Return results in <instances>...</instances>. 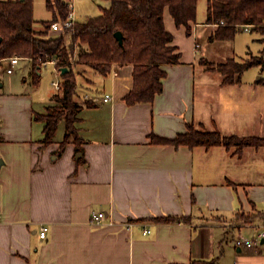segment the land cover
I'll return each instance as SVG.
<instances>
[{"label": "crops", "instance_id": "1", "mask_svg": "<svg viewBox=\"0 0 264 264\" xmlns=\"http://www.w3.org/2000/svg\"><path fill=\"white\" fill-rule=\"evenodd\" d=\"M204 1L205 21L191 24V35L165 9L181 58L164 67L163 91L152 103L126 102L134 64H113L107 75L79 65L89 69L76 72L84 92L75 100L92 104L77 114L80 152L69 142L59 154L64 120L53 142H42L45 123L35 116L59 105L54 96L60 94L57 80L53 88L41 84L45 66H32V88L24 83L18 93L0 94V264H264V237L252 249L230 242L263 230L264 147L236 154L224 146L152 141L174 139L191 125L264 137V76L248 69L240 82L224 85L223 75L208 66L259 56L263 36L241 29L233 40H213L218 26L207 23ZM240 33H256V54L249 45L244 56L236 54ZM55 72L62 82L56 66ZM106 94L113 99L104 102ZM100 212L107 216L94 225ZM241 215L253 218L245 223ZM167 216L184 220H155ZM42 226L49 228L46 239Z\"/></svg>", "mask_w": 264, "mask_h": 264}, {"label": "trees", "instance_id": "2", "mask_svg": "<svg viewBox=\"0 0 264 264\" xmlns=\"http://www.w3.org/2000/svg\"><path fill=\"white\" fill-rule=\"evenodd\" d=\"M71 1L46 0L52 19L45 21L44 28L38 30L34 25L32 0H0V62L19 57L30 60L36 67L42 66L39 60L45 61L48 57L57 61L55 66L60 72L67 68L62 74L63 90L54 96L59 105L48 107L45 115L35 116L37 121L45 123L42 142L46 145L53 142L60 122L65 121L66 133L59 154L69 142H74L81 151L83 140L76 127L77 114L85 106H92L89 101L79 104L75 100L78 91L76 67L85 65L107 75L113 64H134V85L126 102L129 105L152 103L163 91L162 80L167 75L164 67L179 64L181 58L172 46L173 35L165 27L164 11L168 8L176 25L184 26L191 35V24L197 21L199 0H109L110 8L103 9L100 15L83 23L76 22L73 28L61 31L57 37H49L53 22L68 19ZM207 23L218 26L213 40H233L243 27L251 26V31L260 33L264 42V0H208ZM117 32L122 33V42L116 37ZM67 36L71 38L70 44ZM77 46L81 50L74 58ZM208 65L223 75L224 85L235 84L249 68L264 66V49L259 56H251L244 62L228 59ZM152 141L191 148L224 146L227 150L235 148L236 154L247 147H264V137L223 135L218 129L208 131L192 125L174 139L153 136ZM251 217L241 215L238 219L248 223ZM261 219L264 221V216ZM155 220L175 223L184 218L167 216ZM190 264L215 262L192 261Z\"/></svg>", "mask_w": 264, "mask_h": 264}, {"label": "rangeland", "instance_id": "3", "mask_svg": "<svg viewBox=\"0 0 264 264\" xmlns=\"http://www.w3.org/2000/svg\"><path fill=\"white\" fill-rule=\"evenodd\" d=\"M33 1V18L35 20V28L40 30L44 28V22L52 19L51 13L48 11L46 6V0H32ZM198 7L197 14V22H204L206 17V2L204 0L200 1ZM74 15L75 20L79 23L85 22L87 19L91 17H95L101 14L103 9H108L111 6V2L109 0H74ZM256 33H240L236 38V47L235 51L237 55L244 56L247 51L248 45L251 46V50L253 53L258 52L259 44L254 42L253 39H256ZM56 32H51L49 37H57ZM67 43H71V38L67 36ZM80 53V48H75V55ZM223 55H225L223 53ZM211 62H209L210 64ZM215 64V63H212ZM10 65L9 61H1L0 62V94L3 93H18L20 88L25 83L26 88H32L33 86V63L30 61L24 60V58L20 59L19 65L15 67V73L10 75L7 73V69ZM209 66V65H208ZM88 67L85 66H77L76 72L83 73L85 70H88ZM264 66H254L249 68L251 70V74L257 70L258 76H264ZM256 77V78H257ZM25 80V82H24ZM41 84L44 88L52 87V81L61 80L59 75L55 72V65L49 64V66H45L42 70ZM5 85V86H4ZM84 82L78 83V94L76 97H80L84 92ZM53 88V87H52ZM61 94V93H60ZM241 238L236 235L235 239L230 238V242L235 245L236 241Z\"/></svg>", "mask_w": 264, "mask_h": 264}, {"label": "built area", "instance_id": "4", "mask_svg": "<svg viewBox=\"0 0 264 264\" xmlns=\"http://www.w3.org/2000/svg\"><path fill=\"white\" fill-rule=\"evenodd\" d=\"M73 1L74 0L70 2V13H69L68 19L65 22H53L50 25V30L52 32H61L63 30L74 27V25L76 24V20H75V15H74ZM243 30H245L246 32H250L251 26H245L243 27ZM196 47H198V45H196ZM20 59L21 58L19 57H12L8 59V61L10 62V65H9L10 67L7 69L8 74H12L14 72V67L19 63ZM39 62H41L42 66H47L49 64H53V65L57 64L56 60H50L48 57H46L45 61L39 60ZM53 87L55 91L58 93H61L63 90L62 82L59 80L53 82ZM112 99H113V96L111 94H106L104 97V102H109ZM106 216L107 214L105 212H100L93 216L91 222L94 225H98V226L102 225ZM129 226L132 227V224H130ZM48 231H49L48 226H42L40 230V238L46 239ZM148 233H150L149 230L145 231V234H148ZM263 237H264V224H263V230L260 232L258 237L256 238L241 237L236 241V245L239 248H246V249L256 248L257 246L261 244V238Z\"/></svg>", "mask_w": 264, "mask_h": 264}, {"label": "water", "instance_id": "5", "mask_svg": "<svg viewBox=\"0 0 264 264\" xmlns=\"http://www.w3.org/2000/svg\"><path fill=\"white\" fill-rule=\"evenodd\" d=\"M21 1H25V0H21ZM116 37L118 38V40L120 41V42H122V33L121 32H117L116 33ZM67 72V68H63L62 69V74H64V73H66ZM0 162H1V160H0ZM264 241V240H263Z\"/></svg>", "mask_w": 264, "mask_h": 264}]
</instances>
